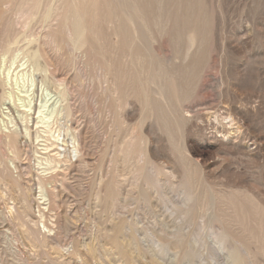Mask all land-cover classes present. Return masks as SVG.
I'll list each match as a JSON object with an SVG mask.
<instances>
[{
    "label": "rangeland",
    "instance_id": "374dc122",
    "mask_svg": "<svg viewBox=\"0 0 264 264\" xmlns=\"http://www.w3.org/2000/svg\"><path fill=\"white\" fill-rule=\"evenodd\" d=\"M3 1V71L36 55V85L25 123L0 97V264H264V0ZM42 85L66 93L49 150Z\"/></svg>",
    "mask_w": 264,
    "mask_h": 264
},
{
    "label": "bare ground",
    "instance_id": "6f19581e",
    "mask_svg": "<svg viewBox=\"0 0 264 264\" xmlns=\"http://www.w3.org/2000/svg\"><path fill=\"white\" fill-rule=\"evenodd\" d=\"M39 2L42 3V0H39ZM5 3H6L5 1L0 0L1 6H4ZM46 4H48V5H47L42 17H44L45 20H48V18H51V13L54 12L55 7H53L52 2L50 3V1H48V2L46 1ZM75 7H76V10H75L74 14H76V17H75V20L73 23V30L71 32L72 34L70 36L74 37L76 40V43H78L81 46L84 43V40L82 37L84 36V31L86 29V24L84 25V22L86 20H85L83 13H81L78 10L76 5H75ZM55 12H56V10H55ZM36 17H37V12L33 13L29 17L28 22H31ZM130 20H133V19L131 18ZM43 38L46 39V37H43ZM15 42H17V38H16ZM193 46H194V44L190 45V50L193 48ZM7 50L10 51L9 47ZM7 50L5 51V48L3 47L2 42L0 40V78H1V73L3 75V77L1 78V81H0V86H3V88L4 87L8 88L10 85L12 86V88L7 90V91L5 89H3V94L0 93V97L6 95L9 100L17 101L18 106L24 108L21 111L19 117L25 123L27 121L29 112L31 110H33V107H34V102H33L31 95H32V92L34 91V87L36 85V80H35V76H34L33 72L32 71L31 72L25 71V68L29 64V62H31V64H36V61L33 60V58L36 55H34L32 58L27 59L26 58L27 55H25V52L23 51L21 53V52H19V49H17L16 50L17 52L15 54H13L12 57L10 56L11 57V63L6 68V70L3 71V66L5 63V54H6ZM20 53L23 54V57L21 55V57H22L21 60H19V54ZM18 60H19V63L21 62L18 65L21 69L14 72L13 68H15L14 66L18 62ZM40 91H41L40 96H39L40 99L38 98L39 100H38V105L35 109L36 110L35 113L37 112V116H36L37 125L38 126L43 125V129H41L42 130L41 133H43V134H41L40 131L36 132V139L39 140L40 137H43V139L45 141L44 149L49 150L50 147H53V146L56 147L58 145V142L60 141V133H56L57 131H56L55 125H56V123L60 117V114H62L61 113L62 112L61 102H62V99L65 98L66 93L63 90H59L57 92L58 96L56 98H54L55 95L48 88L44 87L43 85L41 86ZM21 93L26 94V96L21 95ZM215 107H216V105L213 104V105L208 106L207 108L212 110L213 113H216ZM225 113L226 114L218 113V114H216V117L217 118L220 117L221 121L223 123L233 125L235 117L234 118L232 117V114L230 113V111L229 112L225 111ZM182 118H183V116H182ZM3 126H5L4 131L8 134L16 135L19 131L22 132L21 128H20V130H16V129L11 130L10 128H9L10 130H6L8 128V125H5V123H4ZM24 128H25V131L27 133L26 135H29V127L24 124ZM238 134H236V139L239 138ZM0 137H1V135H0ZM247 143L244 142V145L246 146V148L249 149V143L248 144ZM74 149L78 150L77 146H75ZM60 151L61 150H58L55 153V155H49L46 158H40V157L38 158L37 164L40 166V169H42V172H40L42 177H39V180H38L39 196H40L39 199H41L42 202H39L38 204H39V206L45 205L43 207V209L47 208L53 200H56V198L58 196V193L55 191V189H52V187L48 188L44 183H45V180H48V179L53 177L54 171L58 168L59 163L61 162V159L59 158V157H61ZM13 165H14V169L16 170L17 169L16 165L14 163H13ZM29 197H30L29 194L25 195L23 198V200H24L23 202H27L28 200H30ZM40 215H41V217H43L44 216L43 212Z\"/></svg>",
    "mask_w": 264,
    "mask_h": 264
}]
</instances>
